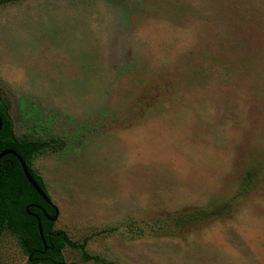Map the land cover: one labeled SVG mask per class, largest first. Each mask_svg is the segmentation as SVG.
<instances>
[{"label":"rangeland","instance_id":"rangeland-1","mask_svg":"<svg viewBox=\"0 0 264 264\" xmlns=\"http://www.w3.org/2000/svg\"><path fill=\"white\" fill-rule=\"evenodd\" d=\"M0 94L16 135L61 142L32 165L87 253L264 264V0L2 3ZM0 264H29L6 232Z\"/></svg>","mask_w":264,"mask_h":264},{"label":"trees","instance_id":"trees-1","mask_svg":"<svg viewBox=\"0 0 264 264\" xmlns=\"http://www.w3.org/2000/svg\"><path fill=\"white\" fill-rule=\"evenodd\" d=\"M15 0H0V4L13 2ZM8 100L0 94V151L11 149L16 152L25 162L29 173L45 192L40 175L32 165V160L46 153H55L61 146V142L54 137H41L38 134L26 131L16 135L13 122L8 112ZM252 170L245 176L246 184L250 183ZM46 193V192H45ZM44 209L48 216L54 213L53 207L45 202L27 183L20 165L14 155L6 153L0 157V235L6 232L12 235L23 253L27 257L29 264H65L63 260V249L72 248L80 252L82 261H93L100 264H117L107 260L98 254H89L85 251L84 242H76L67 237L66 233L53 227L54 221H48L42 215ZM199 210L185 214L184 221L195 220L201 217ZM35 215L38 216L42 239L37 231ZM166 220L158 221V229L165 230L168 225ZM175 223V222H174ZM177 224V223H175ZM129 228L136 229L135 222L128 223ZM137 231L141 228L137 226ZM102 229L96 232H103ZM110 230H115V226ZM91 233L95 235L97 233Z\"/></svg>","mask_w":264,"mask_h":264},{"label":"water","instance_id":"water-1","mask_svg":"<svg viewBox=\"0 0 264 264\" xmlns=\"http://www.w3.org/2000/svg\"><path fill=\"white\" fill-rule=\"evenodd\" d=\"M0 126H1V122H0ZM6 153H9V154H12L15 156V158L17 159L19 165H20V168H21V171H22V174L25 178V180L27 181V183L32 187V189L45 201L47 202L48 204H50L53 209H54V213L52 216H48L45 212H43V215L44 217H46L49 221H54L56 219V216H57V209L56 207L50 202L49 200V197L47 196V194L43 191V189L41 188V186L36 182V180L34 179V177L29 173L27 167H26V164L24 162V160L16 153L14 152L13 150L11 149H3L0 151V157ZM35 219H36V223H37V231H38V234H39V237L41 238V240L43 241L42 239V234H41V226H40V222H39V218L38 216L35 215Z\"/></svg>","mask_w":264,"mask_h":264},{"label":"flooded vegetation","instance_id":"flooded-vegetation-1","mask_svg":"<svg viewBox=\"0 0 264 264\" xmlns=\"http://www.w3.org/2000/svg\"><path fill=\"white\" fill-rule=\"evenodd\" d=\"M41 212H42V215H43V212H45L47 215L49 214V213H47L44 209H41ZM37 216V215H36ZM44 216V215H43ZM49 221V220H48Z\"/></svg>","mask_w":264,"mask_h":264}]
</instances>
